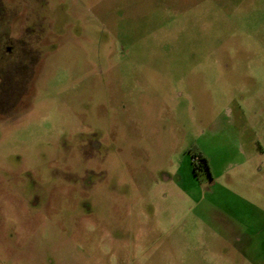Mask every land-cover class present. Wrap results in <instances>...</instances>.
<instances>
[{"label": "rangeland", "instance_id": "rangeland-1", "mask_svg": "<svg viewBox=\"0 0 264 264\" xmlns=\"http://www.w3.org/2000/svg\"><path fill=\"white\" fill-rule=\"evenodd\" d=\"M41 3L33 93L0 85V264H264V0Z\"/></svg>", "mask_w": 264, "mask_h": 264}, {"label": "flooded vegetation", "instance_id": "flooded-vegetation-1", "mask_svg": "<svg viewBox=\"0 0 264 264\" xmlns=\"http://www.w3.org/2000/svg\"><path fill=\"white\" fill-rule=\"evenodd\" d=\"M12 3L7 2V0H0V4L4 5L0 12V28L2 27H10L14 26V23L18 20L21 21L20 30L19 31H9L7 33H3L0 35V42H9L11 45L6 48L7 55H11L15 51L14 43L20 44V49L23 51L26 59H32V62L25 64L22 67L17 66L15 69L17 70L15 73L0 72V85L7 86L6 91L11 92L18 89L17 93L6 92L3 93L4 96L17 95L22 96L21 98H15L8 101H12L14 106H24L23 101L28 97L30 93H33V87H30L34 82V78L36 73L40 68H42V64L44 62V55L42 49L46 45V39L42 34V3L41 0H12ZM3 6V7H4ZM12 9V10H11ZM34 49V50H31ZM33 51V52H31ZM21 85V89H20ZM17 88V89H16ZM5 89V88H4ZM13 91V92H14ZM22 93V94H21ZM15 95V96H16ZM1 97V96H0ZM2 98L0 99V104ZM5 103V101H4ZM18 109H13L10 115L4 117V119H12L16 116ZM3 118V117H2Z\"/></svg>", "mask_w": 264, "mask_h": 264}, {"label": "trees", "instance_id": "trees-1", "mask_svg": "<svg viewBox=\"0 0 264 264\" xmlns=\"http://www.w3.org/2000/svg\"><path fill=\"white\" fill-rule=\"evenodd\" d=\"M198 161H199V163H196L194 165V169H195L196 172L199 169L200 165H202V163H207L206 158H204L201 154L198 156Z\"/></svg>", "mask_w": 264, "mask_h": 264}]
</instances>
